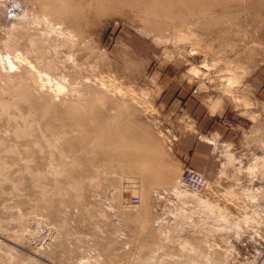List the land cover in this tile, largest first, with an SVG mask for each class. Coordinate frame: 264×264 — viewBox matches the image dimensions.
Wrapping results in <instances>:
<instances>
[{"label": "rangeland", "instance_id": "1", "mask_svg": "<svg viewBox=\"0 0 264 264\" xmlns=\"http://www.w3.org/2000/svg\"><path fill=\"white\" fill-rule=\"evenodd\" d=\"M134 1L100 0L98 5L85 14L80 28L71 29L76 36L68 32L57 33L56 44L63 46H60L59 50L56 49L59 45L51 47L58 52L56 54L54 49H48L47 46L50 44L46 45L50 55L56 56V60L53 59L57 61L56 64L59 59L62 58L59 60L62 62L68 57L67 61L65 60L68 63L62 62L65 64L63 66L70 64L69 68L74 70H71L72 73L80 74L81 72L84 78L81 74L80 76L71 74L73 76L69 77L70 73H67L68 75L64 73L65 67L63 68L61 62L59 64L62 67L58 65L64 71L60 72L64 73V81L58 71V75L53 71L55 73L53 76L61 78L68 89L74 87L77 84L75 80L80 77L78 82H82L78 84L86 82L93 89L99 87L97 90L105 94L106 90L101 89L98 83L99 79L105 80L107 76L109 78L106 79L107 84L109 82L110 85L111 82V85L128 89L129 96L132 94L130 97L134 99L131 103L134 114H132L134 118L131 117V122L133 121L132 123L137 126L143 125L149 128L151 144L160 151L161 157L163 156L161 162L164 163V168L171 171L174 167L173 170L176 171H172L177 172L175 183L185 167L202 174L211 187L200 197L202 196L204 200L207 198L212 205L221 207L225 211V216H207L200 207L188 205L192 204L191 201L188 203L182 198H175L170 190L174 184L166 188L164 185L152 184L154 186H151L150 191L148 190L146 196H143L139 182L136 187L137 192H133L135 188L128 186L125 180L123 181L128 174H122L120 170L108 169L109 171L103 172L105 175L99 174L100 179L95 177L96 180L93 183L86 179L87 185L84 183V188L77 189L83 190V194L79 193V201L82 202V205L78 204L80 207L77 206L76 201L73 202V197L77 199L75 197L77 195L73 192V196L71 195L73 200L62 208V219L68 222L66 229H69L70 231H67L74 236L66 240L67 247L82 246L88 250L76 251L73 254L74 261H71L67 255L69 251L57 246L62 235L58 222L51 219L47 211L40 210L38 207L44 206L43 191L49 187L50 190L59 187L63 180V177L59 176L60 171L57 168L54 169L56 165L51 168L49 166L54 159L50 160L42 154L30 164L33 168L30 169L33 171L32 175L35 171L41 174V177L40 174L36 175L41 180L39 184L41 182L42 185L45 184L44 190L41 184H37L43 190L42 192L38 186H33L37 177L32 176L30 171L24 172V169L17 165L19 162H14L15 167L12 166L13 169L9 172L12 180L21 182L23 188L19 186L20 188L14 189L15 192H13L11 182L6 183L5 186L1 185L7 195L0 190V219L5 221L11 218L9 221L6 220L8 223L18 217L15 223L10 222L8 226L11 232L22 230L18 222L21 214L24 215H22L23 218L29 215L30 218L28 216L25 218L28 217L31 223L27 224V229L29 228L30 231L26 232L23 243L21 240L15 241L9 237V233H0V249L5 254L7 250V254L11 251V255L25 264H88V261L89 264H96L97 261L99 264H144L139 262V258L147 259L152 255L167 264H264V0H149L158 11L166 2L177 7L178 10L175 8L173 12L161 10V21H172L177 25L181 22L193 24L199 39L188 40L190 42L179 40V44L175 39L176 36L173 38L175 34L171 26L163 27L160 32L154 30L156 20L153 21L150 12L156 15L158 12L154 10L155 8H151L155 12L150 11V8L139 12L133 4ZM35 10L36 8L29 0H0L1 51H4V41L9 35L17 33L20 27L33 26L30 23V16L37 12ZM29 30L33 29L29 28ZM33 33L30 32V34ZM67 35L70 36L67 37ZM71 36L72 38H69ZM77 37L80 40L78 46L74 47ZM70 39H73L72 47H70ZM65 41H69L67 44L70 46L64 47ZM73 47L75 51L69 52L68 48L72 50ZM21 50L26 51L23 47ZM59 53L64 54V57ZM34 58L28 56V60L30 59L29 61L33 64L37 63L33 60ZM96 60L99 62L95 64L98 68L95 72H90L88 68L90 66L96 68L95 65H90ZM74 61L80 63L77 64L79 68L84 67L85 64L90 65L87 67V72L82 71L83 67L80 68V72L77 71ZM23 64L22 66L18 64L20 68L17 69V67L14 73H24L27 66ZM1 65L0 62V70L5 73ZM194 65L200 69L198 76H193L190 72ZM69 68H65L66 71L70 70ZM35 75L31 79V84L37 89L40 80ZM232 77L238 79L237 83L228 86V79ZM67 79L74 80L76 84L71 85L73 82L70 84ZM78 84L76 86H79ZM1 85L5 87L6 82L4 81ZM47 89L49 90L46 87ZM46 90L42 93L35 91L43 95L39 96L41 99L45 97L47 100L59 99L55 103L57 105L62 102L64 95L68 98L71 94L67 91L68 93L62 94V97L61 95L56 97L54 92L47 90L50 93L47 94ZM197 111L211 117L210 131L200 136L201 142L197 145V153L183 160L179 154L178 145L184 136L196 130ZM4 134L6 132H0L2 139L8 142L15 140L11 131L7 133L10 134L9 136ZM35 165L40 168H34ZM42 175H45L44 179ZM55 176L58 178L56 179ZM136 177L139 176L136 175ZM51 187L54 188L51 189ZM96 187L97 189L100 187L99 191ZM19 189L22 196L19 194L21 192H18ZM50 190H48L49 193H51ZM48 191L45 192L46 197L54 194L53 190L51 195H47ZM113 197L115 200L112 199ZM39 199L41 201H38ZM35 202L39 205L34 207ZM92 205L97 207L94 206V208ZM139 207L148 209H146L147 216L144 217L145 223L127 221L125 213L132 214ZM31 209L33 212L37 210L38 215L33 214ZM12 216L15 218L13 219ZM141 225L146 229L143 233L140 231ZM99 227L100 229L97 230ZM29 232H32L31 236ZM80 234L85 237L81 238ZM67 241L70 244H67ZM182 244H187L185 249H182ZM224 253L226 257L222 256ZM81 256L86 258L83 263L75 261Z\"/></svg>", "mask_w": 264, "mask_h": 264}, {"label": "bare ground", "instance_id": "2", "mask_svg": "<svg viewBox=\"0 0 264 264\" xmlns=\"http://www.w3.org/2000/svg\"><path fill=\"white\" fill-rule=\"evenodd\" d=\"M29 1L36 8L35 12L37 11L36 13H38V15L35 13L33 16H30V18H31L30 23L33 24V26L32 27H26L25 26V27H20L18 30L16 29L17 33L9 35V37L4 41V44H5L4 45L5 46L4 51L0 50V62L2 64L1 66H3V70H5V73H2L0 70V132H6V134H7L8 132L11 131L13 136L15 137L14 138L15 140L13 142H8L6 139L4 140L0 137V186L1 185L5 186L6 183L10 184V182H11V184H12L11 189L13 187V192H15V190H18V188H20L19 186H22V188H23V184L22 185L20 184L21 182L19 183V181H14L10 177L9 171H11V169H13L12 166L15 167L13 165L14 162H19L17 165L18 166L20 165L21 166L20 168L24 169V172L26 170L28 172L30 171L31 175H32L33 171H31V170L33 168L30 164L32 163L33 160L35 161V158H37V156L43 154L42 156H47L50 160L54 159L52 161V163H49V159H48V163H49L50 168H51V166L55 167V165H56V167L54 169L57 168L60 171L59 176L63 177L62 178L63 180L61 179L62 181L59 184L60 186L58 185L59 187H57V188L51 187V189L54 188L53 189L54 191L50 190L49 189L50 187L49 188L46 187L48 189L47 190L45 189V191H43L45 184L42 185V182L40 183L42 185L41 186L43 189L42 190L41 187L39 186L40 185L39 182L41 180L38 179L40 172L37 173L36 171H35V174L32 175V176L37 177L36 179L34 178L35 184L33 186L34 187H35V185L38 186L39 190H41L40 192L43 191L45 195H46L45 192L48 190H50L51 193L54 192V194L51 195V193H49V191H48L49 194H47V195H51V196L46 197L44 195L46 198H44L43 195H40L41 197L43 196V199H45V202L43 200L44 206H42V207L38 206V207L40 208V210L42 209L43 211H47L49 217L51 219H53L54 221L58 222V225L60 226V228L62 230V235L60 237L61 239H59L57 242V246L63 247L66 251H69L67 253V255L69 257L68 259L71 261L74 259L73 254H75L76 251L80 250L82 252H85L87 249L83 248L82 246L74 247V245H72L73 246L72 248L69 245H68L69 247H67L66 240L69 239L72 235L70 234L71 232L69 233L67 231L69 229H66V225L68 222L66 223L65 219H62V216H61L62 208L66 203H70L73 199H74L73 202L76 201L77 206H79L78 204L82 203V202L80 203V201H79L80 200V194H83L82 193L83 190H81V191H79V190H80V188H84L83 184L87 182L86 179H89L93 183L94 180L100 179V178H98L100 173H101L100 175H103L104 174L103 172H105L108 169L109 170H111V169L120 170L122 172V174L123 173L128 174V175H125V177H124L125 179H123V181L125 180L126 184H128V186L130 185V187L135 188L134 190H136V187L138 186V184L140 182L141 190L140 189L139 190L141 191V194L143 196H146L149 188L151 186H154L152 184H159V186L164 185L165 188H166V186L169 187V186H172L174 184L172 186V188H170V190L172 191L171 193H173L175 195V198L176 197H177V199L182 198L184 201H186L188 203H190V201H191L192 204H188V205H191V206L195 205V206L200 207L202 209V212L207 214V216L224 217L225 211L221 207H219L217 205L214 206L215 204L212 205L208 201L207 198H206V200H204V199H202L203 198L202 196L200 197L201 194L206 193L208 188L211 187L210 183L204 178V176L202 174L197 172L204 179L202 188L199 191L190 189V188L183 185L181 178H182V175H183L186 167L184 168L182 174L180 175L179 180H177L175 183V179H176L175 175L177 172H173V171H176V170H173L174 167L171 168L173 171L172 170L168 171L164 168V165H163L164 163L161 162V160H163L162 159L163 156L161 157L160 151L157 148H155L154 145L152 146V144H151L152 139H151V134L148 131L149 128L147 129V127L143 126V125L137 126L135 123H132L133 121L131 122L132 118H134V117H132L133 108L131 105V103L134 99L132 97H130L132 94L129 96L130 93H129L128 89L121 88V87L115 86V85H111V82H110V85H109V82L107 84L106 79L108 78V76H107V78L105 76H103V77H105V80H104V78L99 79V83H98L99 86L101 87V89L103 88L106 90L105 94L101 93L103 91L100 92L99 90H97L99 87L98 88L95 87L96 89L95 88L93 89V87L91 85L87 84L86 82L78 84V83L82 82V81L78 82V79L80 77L77 80H75L74 78H72V79L77 81V84L79 86L80 85H83V86L82 87L80 86L81 87L80 88L79 86H76L77 84H76V82H73L74 80L71 81V80L67 79V81L69 80V83L73 82L72 84L70 83L71 85L76 84L74 87H71V89H68L67 86L62 82L61 78H57L56 76H53L55 73L57 74V71H58V74L62 71V68H60V67L65 65L64 63L67 61L68 57L66 59H64V61H62L64 63L59 61L62 59L61 58L58 60V63L56 64L55 62H57V61H54V60H56V58H55L56 56L54 57V56L50 55L49 50H47V48H46V45H49V44L51 45V46L49 45L50 48H49V46H47L48 49H51V47H53V45L55 47L58 46L59 44L58 45L56 44L57 43L56 41H58L56 39V37H58L57 35L59 33L63 34L64 32H66V33L68 32V34H70V35H71V33L74 34V32H71V29L72 28L79 29L83 23V20L85 19V17H84L85 14L87 12L89 13L96 5H98L97 3H99L100 0H29ZM133 4L136 6V9H138L139 12H140V10L141 11L143 10V12H144V9H149V8H150L149 9L150 11L151 10L152 11L157 10L158 13L156 15H153L152 12H150V14L153 16V21L156 20V23H155L156 26L154 27V30H158L160 32V31H162L163 27L171 26V28L174 29V34H175V35H173V38H174V36H176L175 39H177L178 44L181 41L185 42L188 40H198L199 39L198 34L195 33V31H194L192 23L183 24V22H181V24L177 25L176 23H174L172 21L168 22V21H161L160 20V15L162 14L161 10H164L167 12H173V10L177 9L176 6L166 2L164 4L163 8H161L158 11L157 7L155 8L154 4L149 0L148 1H145V0L136 1L135 0ZM151 8H155V9L153 10ZM165 9H167V10H165ZM172 16H173V14H172ZM188 16H189V14H188ZM148 18H150V17H148ZM167 24H169V25L167 26ZM29 28H32L33 30L30 31ZM29 31L34 32V33L30 34ZM70 35H67V37ZM64 36H66V34H64ZM64 36H63V38L65 39ZM72 36L69 38H72ZM78 37H79V35H78ZM78 37H77L78 40L76 39L77 43L74 41L77 45L73 42L74 47L78 46V43H79L78 41L80 40ZM74 39H75V37H74ZM61 40H63V39L61 38ZM169 40H172V39H169ZM179 40H180V42H179ZM69 41H71V43H70L71 46L67 44V42L69 43ZM69 41H65L66 46H64V47H68V46L72 47L73 46L72 45L73 39H70ZM65 42H64V44H65ZM177 42H175V43H177ZM188 42H190V41H188ZM167 43H169V42H167ZM61 44H63V43H61ZM197 44H198V41H197ZM84 45H85V43H84ZM175 45L176 44H174V46ZM60 46L62 47L63 45H59L58 47H56V49H58ZM22 47L25 48L27 52L26 51L22 52V50H21ZM74 47L72 50H70L68 48L69 52H72L73 50L75 51ZM193 47H195V46H193ZM52 49H54V48H52ZM55 53L58 54V52L56 50H55ZM91 53H94V52H91ZM76 54L74 55L75 57H76ZM59 55H60V53H59ZM28 56L35 57L36 59L34 58L33 60H36L37 63L33 64L32 61H29L30 59L28 60ZM62 56L64 57V54ZM74 56H73V58H74ZM78 56H79V54H78ZM57 58H58V56H57ZM100 58L102 59V57H100ZM100 58H99V60H100ZM78 59H79V57H78ZM72 60H74V59H72ZM86 60H87V58H86ZM88 60H89V57H88ZM88 60H87V62H88ZM100 61H103V60H100ZM60 62L62 63V66L59 64ZM75 62L76 61H74V63ZM77 62L81 63L82 61L77 60ZM77 62L74 65H76L75 69L78 68L77 71H79L80 68L83 66H80V68L77 67V64L78 65L80 64ZM97 62L98 61L96 60L95 63L93 62L94 64H90V65H95ZM23 63L27 66V68L25 69V72L24 73H16V72L14 73V70L17 67H18L17 69L20 68L18 66V64L22 66ZM67 63L68 62H66V64ZM228 63H230V62H228ZM58 64L60 65V67ZM87 65H89V63ZM96 65H95V67H96ZM69 66H70V64H69ZM69 66H67V65L63 66V68L64 67L69 68ZM89 66H86V64H85V66L83 67L84 69H82V71L83 70L86 71L87 67H89ZM229 67H230V65H229ZM65 68L63 69L65 72L64 71H62V72H64L65 74L70 73L69 75L67 74L69 77L73 76L71 74H75V73H72V71H71L73 69L69 68L70 70L66 71ZM97 68L98 67L94 68V66H90L88 68V70L90 72L91 71L95 72L96 71L95 69H97ZM53 71H55V73ZM86 72H84L85 75H86ZM90 72H88V73L91 74ZM190 72L193 76H198L200 74V69L195 67V65H194V67H192L190 69ZM63 74H61V76H62L63 81H64L65 78H64ZM76 74H79V73L77 72ZM76 74L74 76H77ZM80 74H81L82 78H84L83 73L80 72ZM80 74L78 76H80ZM98 74H100V73H98ZM34 75L38 76L39 77L38 80H40V84L37 87V89H35L31 84V79H33ZM88 78H90V77H88ZM98 78H100L99 75H98ZM224 80H226V79H224ZM237 80L238 79H236L235 77H232L231 79L229 78L228 79V83H229L228 86L231 84H234ZM4 81L6 82L5 87L1 85L4 83ZM110 81H112V80H110ZM114 81H116V80H114ZM1 82H3V83H1ZM46 87L49 88V90L47 89L48 91L54 92L53 94H54V96L56 94V97H57V95L58 96L61 95L60 97H62L63 96L62 94L68 93V92H70L71 94L69 95L68 98H65V97H67V95H64L63 96L64 98H62L63 99L62 102L59 101L60 103H59V105H57L55 103L59 99L58 100L56 99L57 101H55V99L47 100V97H45V96H44L45 99L44 98L41 99L39 97V96H41V97L43 96V95H39V92L42 93V91H45ZM35 90H38L39 92H36ZM47 90H46V93L50 94L49 92H47ZM215 110H216V108H215ZM212 111H214V110H212ZM6 134H4V135H6ZM7 135L9 136L10 134H7ZM8 139H9V137H8ZM164 152L165 151L163 150V153ZM10 160H11V162H10ZM165 167H166V165H165ZM34 168L37 169L40 167L35 165ZM27 171H26V173H28ZM56 172H58V171H56ZM112 173H114V172H112ZM136 175H138L139 177H136ZM44 176L42 177V179H44ZM106 176H108V175H106ZM13 177H14V175H13ZM40 177H41V174H40ZM95 177H97V178L94 179ZM110 177H112V176H110ZM14 178H16V176ZM57 178L58 177H56V179ZM106 178L108 179V177H106ZM56 182L58 183L59 181L57 180ZM107 182H106V184H107ZM22 183H23V181H22ZM92 183H90V185H92ZM37 184H39V185H37ZM97 184H99V183H97ZM103 184H105V183H103ZM108 184H110V183H108ZM85 185H87V183ZM93 186H94V184H93ZM95 186H97V185L95 184ZM98 186H100V184ZM212 186H213V184H212ZM113 187L114 186H112V188ZM93 188H91V189H93ZM21 189H19L18 192H21L20 191ZM77 189H79V190H77ZM96 189H97V187H96ZM98 189H97V191H99ZM0 190H3L2 186H1ZM105 190H106V188H105ZM119 190H121V188ZM134 190H132V191L137 192V190L136 191H134ZM3 191H2V193H3ZM89 191H90V189H89ZM13 192H12V195L15 196V194ZM73 192H75V195H77V196H75V197H77V199H75L74 197H73V199L71 198V195ZM106 192H107V190H106ZM119 192L122 193L121 191H119ZM8 193H9V191H8ZM97 193H99V192H97ZM4 194L7 195L6 192ZM4 194H2V195H4ZM9 194L11 195V193H9ZM16 194H18L17 191H16ZM19 194H21V196H22V192ZM41 194H43V193H41ZM17 196H19V195H17ZM82 196H84V195H82ZM114 197L112 199H114ZM1 198H2V196H1ZM21 198H24V197H21ZM56 198H57V200H56ZM87 199H89V198H87ZM117 200H119L118 197H117ZM38 201H41V200L39 199ZM179 201H180V199H179ZM184 201H182V202H184ZM77 202H79V203H77ZM30 203H32V202H30ZM35 203L36 204H34V205L32 204L34 207H35V205H39V204H37V202H35ZM38 203H40V202H38ZM83 203H85V202H83ZM22 205H23V203H22ZM120 205H121V203H120ZM94 206L97 207L96 205H94ZM0 207H1V205H0ZM85 207H84V209H85ZM122 207H124V206H122ZM3 209H4V207H3ZM146 209L139 207V209H137V210L135 209V211H133L132 214L131 213L130 214L125 213V219L127 221H129L130 223H139V222L145 223L144 217L147 216V210H148V209L147 210ZM9 210H11V209L9 208ZM12 210H14V209H12ZM32 210L33 209H31V211ZM27 211L29 212L30 210H27ZM66 211H68V209ZM36 212H37V210H36ZM36 212L34 211L33 214L38 213V212L37 213ZM31 214L32 213H30V215ZM33 214H32V216H33ZM22 215L23 214H21L20 219H18L19 220L18 222L20 223V224L19 223L18 224L21 225L20 228H22V230L20 228H19L20 230H16L14 232H13V230H12V232L9 230V227H8L9 224L15 223V219L18 218V217L15 218V216H12V218L13 219L15 218V219L12 220V222L10 221L11 223L10 222L6 223V220L9 221L11 218L6 219L5 221H4V219H2L4 222L0 219V233H6V234L9 233V235H8L9 237L14 239L15 241H16V239H18L19 241L21 240L23 243L24 239L26 237V232L30 231V230H28L29 228L27 229V226L31 222H29V220L27 219L29 217V215H26V216H28L27 218H25L26 216L23 218ZM16 216H17V214H16ZM69 216L70 215H68V217ZM93 217H94V215H93ZM91 219H94V218H91ZM35 224H38V223L36 222ZM53 227H54V224H53ZM140 228H141L140 231H142V233L144 231H146V229H144L145 227L143 228L142 225ZM99 229H100V227L97 230H99ZM101 230H102V228H101ZM79 231H81V229ZM56 232L59 233V231H56ZM31 233H30V236L32 235ZM77 233H79V232H77ZM142 233H140V234H142ZM100 234H101V232H100ZM140 234H138V235L140 236ZM55 236L57 237V235H55ZM80 236H82V235L80 234ZM72 237H74V236H72ZM84 237L82 236L81 238H84ZM95 237H93V238H95ZM68 243L69 242L67 241V244ZM116 243H118V242H116ZM186 246H187V244L181 245L182 249H185ZM89 248H90V246H89ZM91 250H90V252H91ZM2 251L0 249V264H25V263H21L20 259L11 255L10 254V253H12L11 251L9 254H7L8 250H7L6 254L3 253L4 251L3 252ZM44 253H45V251H44ZM222 256L226 257L225 253L222 254ZM89 257H90V255H89ZM84 259L86 260V258H83V256H81V257L77 258V260H75V261H80L81 263H83ZM92 259H93V257H92ZM139 262L144 263V264H146V263L147 264L148 263L149 264H167L162 259L158 258V260H157V257H155L154 255L148 257L147 259L140 257ZM93 263H95V262H93ZM88 264H89V261H88ZM96 264H99L98 261L96 262Z\"/></svg>", "mask_w": 264, "mask_h": 264}, {"label": "crops", "instance_id": "3", "mask_svg": "<svg viewBox=\"0 0 264 264\" xmlns=\"http://www.w3.org/2000/svg\"><path fill=\"white\" fill-rule=\"evenodd\" d=\"M197 114L195 117L196 130L184 136L178 145L179 154L183 160H187L197 153V145L201 142L200 136L210 131L211 117L208 114L199 113V111Z\"/></svg>", "mask_w": 264, "mask_h": 264}, {"label": "built area", "instance_id": "4", "mask_svg": "<svg viewBox=\"0 0 264 264\" xmlns=\"http://www.w3.org/2000/svg\"><path fill=\"white\" fill-rule=\"evenodd\" d=\"M181 180L184 186L199 191L202 188L204 179L196 171L186 167Z\"/></svg>", "mask_w": 264, "mask_h": 264}]
</instances>
